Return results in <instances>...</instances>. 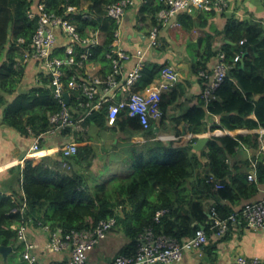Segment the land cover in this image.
Segmentation results:
<instances>
[{"label":"trees","instance_id":"obj_1","mask_svg":"<svg viewBox=\"0 0 264 264\" xmlns=\"http://www.w3.org/2000/svg\"><path fill=\"white\" fill-rule=\"evenodd\" d=\"M117 2L118 0H0V127L10 128L27 138L28 130L38 136L50 128L49 116L60 110V105L53 96L50 77L39 71V62L35 63L32 59L31 44L38 28V15L45 12L61 17L76 27L81 38L88 36L90 31L97 30L100 46L89 50L92 53L89 60L101 66L98 74L103 77L111 69L106 53L114 41L117 28L114 21L103 16L104 9ZM81 4H87L97 18L86 20L82 19L81 12H66L67 7H80ZM40 5H44L43 11H40ZM163 8L164 5L159 0H143L138 12L150 26H157L160 24L157 14ZM216 15L214 12H201L196 16H177L179 27L184 32L191 33L194 29L202 31L197 42L204 51L197 64L192 66V72L197 76L202 70L210 74L207 63L219 53L213 50L214 34L206 30L209 20ZM161 30L159 25V31ZM223 32L231 43L224 44L220 52L225 54V60L231 68L216 91L217 98L207 106L199 100L193 108L176 119L178 123L183 121L193 134L205 131V119L209 114L219 117L221 124L213 125L211 130L264 128V23L240 20L231 15L226 19ZM217 33L216 31L215 34ZM59 46L54 50L53 56H61L60 38ZM163 48L158 45L155 50ZM27 55L30 59L25 62ZM236 55L242 57L234 63ZM30 63L31 66L35 63L36 84L24 89V77ZM164 67L159 64H147L143 67L133 91H141L158 79ZM70 70L72 69L65 68V79L72 76L73 70L72 73ZM199 80L202 88L208 86L207 82ZM179 87L180 85H176L172 91L162 94L159 103L161 119L180 97L182 90H178ZM77 96L78 92H72L69 114L73 124L80 127L67 125L60 129L61 139L77 146L76 154L68 158L58 156L38 162L27 161L23 169L18 165L19 192L12 191L9 196L0 194V246L11 247V252H19L23 261L25 247L18 240V231L13 227L26 226L33 229L47 226L50 230L61 229L63 233L80 232L92 230L99 221L115 216L116 226L111 231L120 230L129 239V243L116 256L130 257L136 252L137 237L146 227H151L156 236H170L169 238L181 242L191 238L201 229L199 225L192 223L205 216L203 195L211 192L217 183L224 187L218 189L216 194L231 205L236 204L240 194L243 196L246 193L248 196L249 193H256L257 185L251 183L247 187L246 178H239V187L235 189L227 182L230 175L228 157L243 146L259 148L261 141L254 140L252 135L214 137L207 142V152L193 150L192 145L196 139L187 146H153L150 148L155 154L146 155V160L141 155V149L136 148L126 161L128 168H132L130 174L124 177L118 175L92 188L88 186L87 178L79 172L68 176L50 169L53 166L89 169L95 161H99V151H96L95 145L102 132L110 131L114 134L117 130H143L136 120L126 117L124 112L110 124L107 117L109 104L91 112L90 116L83 117L77 107ZM120 100L121 98H117L116 102ZM252 114L256 120L250 118ZM153 123L154 120L151 119L150 128ZM238 132L248 133L246 129ZM262 139L264 140V135ZM134 151L138 156H134ZM203 158L207 160L205 164L202 163ZM244 164L246 167H256L257 182H264V155L245 161ZM200 167H208L202 178L196 175ZM233 167L238 165L234 164ZM211 177L214 179L208 184ZM117 208H120L118 212ZM159 210L167 212L156 223L153 219ZM218 212H223L221 218H225L239 211L229 212L224 206H218ZM211 226L210 224L203 229L208 233L206 236L210 237L209 243L216 232V229H210Z\"/></svg>","mask_w":264,"mask_h":264},{"label":"built area","instance_id":"obj_2","mask_svg":"<svg viewBox=\"0 0 264 264\" xmlns=\"http://www.w3.org/2000/svg\"><path fill=\"white\" fill-rule=\"evenodd\" d=\"M164 5L157 14L160 24L152 26L147 34L148 48L155 49L159 43V25L164 28L179 26L177 16L192 15L200 12H214L216 14L224 13L227 10L226 0H159ZM143 4V2H142ZM135 7V0H118L117 3L107 5L104 9V17L117 24L114 33V41L109 51L106 53V59L110 63V72L105 76H99L95 70L91 73V68H97V65L89 60L91 48L100 46L98 31H93L88 36L81 38L76 27L61 17H54L53 14L45 13L38 15V28L32 38V59L39 62L38 69L45 76L50 77L53 96L60 105L58 113L49 116L50 128L35 136L30 130L29 136L35 139V144L31 148L33 151L39 150L40 143H46L52 139L61 137V127L74 125L70 114L69 105L72 99V92H78L75 98L77 107L80 109L83 117H88L91 112L100 110L103 105H108V121L113 124L121 112L125 116L136 120L144 131L150 128V120L161 119L159 103L162 90L145 89L146 92L133 91V86L140 77L141 63L144 52L137 50L133 56L129 55L121 45V26L126 13ZM44 5H40V11H43ZM66 12L82 13V19L92 20L97 17L94 12L88 9L87 4H81L80 7L69 6ZM61 45V56H53L54 50ZM242 55H236L234 63L241 59ZM135 59L136 64L130 70L126 78L121 81L123 67L129 59ZM29 55L25 57V62L29 60ZM65 68L73 70L70 79H65ZM231 65L225 60V54L220 52L214 58V65L207 71H201L199 77L208 83L203 88L200 98L205 106L217 98L216 91L227 78ZM72 70L70 72L72 73ZM98 74V75H97ZM175 75L169 69H163L160 79L168 87H173ZM116 91H122L127 96L116 102ZM65 93L69 94V102H66ZM116 102V103H114ZM73 127H80L74 125ZM77 146L74 143H65L61 147L62 157L68 158L75 155ZM211 177L208 181H212ZM250 183L256 181L255 175L247 177ZM224 186L217 183L215 189H222ZM120 208L117 210V212ZM166 210L156 212L153 221L159 222L164 216ZM211 221V230L216 229L213 234L216 237L224 236L231 227L238 224L246 225L251 229H260L264 231V190L261 197L252 202L244 203L238 213H233L226 218H220L214 207L209 210ZM116 226V217L101 220L92 229L80 232L63 233L61 229L50 230L47 226H37L43 235L48 236L47 249L49 252L65 253L68 252V259L65 264H90L88 254L102 241L111 230ZM18 231V240L24 244L25 252L23 259L29 264H35L36 259L31 254L32 246L28 243V228L13 227ZM212 235V236H213ZM211 236V238H212ZM210 237L206 236L203 229L198 230L191 238L185 241H178L174 238L165 236H156L151 227H146L137 237L136 252L130 257L115 256L107 264H173L182 260L183 254L187 251L200 254L204 247L208 245ZM201 255V254H200ZM229 264H264V258H248L244 255H236Z\"/></svg>","mask_w":264,"mask_h":264},{"label":"crops","instance_id":"obj_3","mask_svg":"<svg viewBox=\"0 0 264 264\" xmlns=\"http://www.w3.org/2000/svg\"><path fill=\"white\" fill-rule=\"evenodd\" d=\"M142 2L143 0H135V7L126 13L121 26L122 48L131 56H133L134 52L137 50L144 52L141 69L147 64H159L165 66L163 69L166 68L171 70L172 74L176 76L173 87L180 85L178 90L182 91L179 94L180 97L167 109V115L162 119L154 120V123L148 131L123 132L117 130L114 134H111L110 131L102 132L96 142L97 145H95L96 151H99L100 147H105L106 151L111 155L112 152H115L114 150L122 149L126 146L128 147L127 141L130 140V137L132 138L131 142L137 145L136 148L141 149V147L149 146L153 143L154 147H165L166 145L177 147L180 144L187 146L190 145L193 139H196L192 145L193 147L197 139L205 136L212 139L214 137L229 136L234 138L239 135H252L255 140V135H264L262 131L264 128L262 127L257 129H249L248 127L238 128L233 131L224 128L211 130L213 125L221 124L219 117L216 115H208L207 112L208 116L205 119V131L201 132V134L189 132L183 121L179 123L176 121L177 118L182 117L187 110L193 108V106L201 100L200 94L203 88H205H202L199 83V73L201 71L198 73V76L192 72V66L197 64L199 56L204 51L197 42V39L202 36V31L194 29L191 33H186L181 29L183 33L172 35L170 33L171 27L162 29L159 37L161 39L160 46L164 48L160 50L148 48L147 34L152 26L148 24L147 20H143V15L138 12ZM226 2L227 10L224 12L225 14H217L214 18L210 19L208 27L206 28L208 32L214 34L213 50L215 51H221L224 44L231 43L230 40L224 37L223 32L226 19L229 16L234 15L240 20L248 19L250 21L264 23V0H226ZM191 16H196V14ZM216 31L218 32L217 34H215ZM31 64L32 63L29 64V70L24 77V89H28L36 84V70L35 66H33L35 63L32 66ZM135 64L136 61L132 58L125 62L121 81L126 78ZM213 65L214 60L212 58L207 63L208 69L210 70ZM99 68L100 66L91 68V73L95 72V70H99ZM173 87H168V89L165 90L166 87L159 77L141 91L146 92L145 89L150 88L157 89L159 90L158 92L162 90V94H164L172 91ZM126 96L127 95L122 91H116L115 100H117V98L124 99ZM202 102L203 105H205L204 101ZM205 109L208 108L205 107ZM250 118L256 120L254 114H252ZM240 129H246L248 133H239L238 131ZM262 137L261 140H259L261 142L258 149L243 146L238 148L233 156L228 157L227 163L230 166V175L227 178V182L234 187V189L240 184L239 180L244 178H246L247 187L252 185L247 177L249 175H255L256 177V167H246L244 162L251 160L250 158L258 157L261 152L264 151V140ZM113 141L119 145L117 147H110ZM64 143L61 137L52 139L46 143H40L39 150L33 151L31 150L35 144V139L33 137L28 136L27 138L26 136H20L10 128L0 127V194L9 196L12 191L19 192L20 182L16 170L18 165L23 169L27 161L38 162L48 157H62L61 147ZM136 148H133L132 152L136 150ZM202 150L207 152V146ZM132 152L124 153L120 160L126 162ZM141 155L143 157L144 153L141 152ZM134 156H138V153L136 152ZM206 162V158H203L202 163L205 164ZM234 164L238 165V167H233ZM51 166H53V164H51ZM49 168L58 170L68 176H72L73 172H79V174L87 178V184L92 188L99 183L90 185V177L88 178L89 172H95L93 176L94 178H98L99 175H97V172L104 167L82 169V167L53 166ZM207 170L208 167L198 168L196 171L197 177L202 178L204 175L203 173ZM118 171L126 172L130 171V169L128 167H121ZM122 174L123 173L119 175ZM195 179L196 178H194L193 181H195ZM253 183L257 185V189L255 190L256 193H249L250 195L248 196L246 193H243V196L240 194L238 196L239 200H237L234 205L229 204L227 200L218 196L216 194L217 190L213 187L211 192H207L203 195L204 218L200 221L194 220L192 225H199L201 229H203L204 226L210 225L209 210L211 207L215 208V211L221 218L224 213L222 212V214H219L218 206H224L229 212H238L244 203L258 200L261 197V192L264 190V182L258 183L256 179ZM41 232L42 231L37 228H28V243L32 246L30 252L35 257L37 264H65L68 259V252H49L47 249L48 236L43 235ZM128 243L129 239L127 236H124L122 231L114 229L88 254V262L90 264H107L113 260V258L119 254L123 246ZM200 254L187 251L183 254L181 261L173 264H229L236 255H244L248 258H264V231L260 229H251L244 224H238L235 227H231L226 235L220 238L213 235L210 243L206 245ZM23 262L24 264H28L26 261Z\"/></svg>","mask_w":264,"mask_h":264},{"label":"rangeland","instance_id":"obj_4","mask_svg":"<svg viewBox=\"0 0 264 264\" xmlns=\"http://www.w3.org/2000/svg\"><path fill=\"white\" fill-rule=\"evenodd\" d=\"M90 33H93V31H90ZM170 33L172 35H176L178 33H183V32L179 26H176V27H171ZM262 136L263 135L257 136L256 139L259 141L261 140ZM131 139L132 138L130 137V140L127 141L128 142L127 145H129L128 147L126 146L122 149L114 150L115 152H112L111 155H109L105 147H100L99 152H98L99 161H95L92 167H104V168L99 169V172H97V175H99L98 178H94L93 175L95 174V172H92V171L89 172L88 178L90 177V185L97 184V183L101 185L103 183H106L114 179V177H117L121 173L123 174L119 177H124L130 174L132 168L130 171H126V172H119L118 170L121 169V167H128L127 163L124 162V160H120L123 157V154L132 152V149L137 147L135 143L131 142ZM111 143L112 144L110 147H117L119 145V144L114 143V141ZM153 144L149 146L141 147V152L144 153V156H143L144 160L147 159L146 155H151V153L155 154V151L152 150V148H150V147H153ZM263 155H264V151H262L258 157H261ZM250 159L252 160V158ZM0 264H24V262L19 252L12 251L8 254L6 258H4L2 254L0 253Z\"/></svg>","mask_w":264,"mask_h":264},{"label":"water","instance_id":"obj_5","mask_svg":"<svg viewBox=\"0 0 264 264\" xmlns=\"http://www.w3.org/2000/svg\"><path fill=\"white\" fill-rule=\"evenodd\" d=\"M64 97L66 99V102L68 103L69 102V94L65 93ZM209 139H210V137H208V136L201 137V138L197 139V142L193 146V149L195 151H201L202 149L205 148V146L207 145V142L209 141ZM11 250H12L11 247L0 246V253L2 254V256L4 258L7 257V255L11 252Z\"/></svg>","mask_w":264,"mask_h":264},{"label":"bare ground","instance_id":"obj_6","mask_svg":"<svg viewBox=\"0 0 264 264\" xmlns=\"http://www.w3.org/2000/svg\"><path fill=\"white\" fill-rule=\"evenodd\" d=\"M218 100V99H217ZM213 181V180H212ZM215 181V180H214ZM210 182L208 181V184H209ZM220 184V183H219ZM189 192V191H188ZM191 198V197H190ZM188 209V208H187ZM211 224V223H210ZM208 226V225H207ZM205 227V226H204ZM193 228V227H192ZM208 228V227H207ZM210 228V227H209ZM193 229H195V228H193ZM204 229V228H203ZM205 230V229H204ZM193 231H195V230H193ZM208 232H210V230H207ZM213 231V230H212ZM215 231V230H214ZM196 233V232H195ZM206 234H208V233H206ZM170 237V236H169ZM189 237V236H188ZM181 242V241H180Z\"/></svg>","mask_w":264,"mask_h":264},{"label":"clouds","instance_id":"obj_7","mask_svg":"<svg viewBox=\"0 0 264 264\" xmlns=\"http://www.w3.org/2000/svg\"><path fill=\"white\" fill-rule=\"evenodd\" d=\"M201 13V12H200ZM195 14H198V13H195ZM192 15H194V14H192ZM188 16H191V15H188ZM92 61V60H91ZM93 63H95L97 66H100L99 64H97L96 62H94V61H92ZM98 75V74H97ZM119 208H117V210H118ZM117 210H116V212H117Z\"/></svg>","mask_w":264,"mask_h":264}]
</instances>
